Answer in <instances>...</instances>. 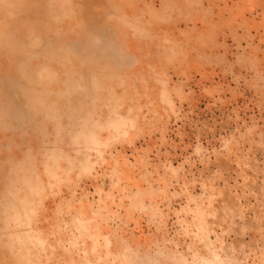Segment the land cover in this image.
<instances>
[{
	"label": "rangeland",
	"instance_id": "1",
	"mask_svg": "<svg viewBox=\"0 0 264 264\" xmlns=\"http://www.w3.org/2000/svg\"><path fill=\"white\" fill-rule=\"evenodd\" d=\"M0 264H264V0H0Z\"/></svg>",
	"mask_w": 264,
	"mask_h": 264
},
{
	"label": "bare ground",
	"instance_id": "2",
	"mask_svg": "<svg viewBox=\"0 0 264 264\" xmlns=\"http://www.w3.org/2000/svg\"><path fill=\"white\" fill-rule=\"evenodd\" d=\"M11 43V42H10ZM4 82V81H3ZM14 217H16V216H14Z\"/></svg>",
	"mask_w": 264,
	"mask_h": 264
}]
</instances>
